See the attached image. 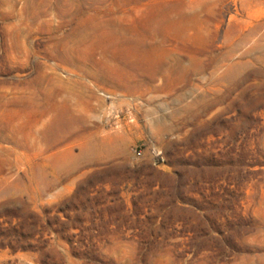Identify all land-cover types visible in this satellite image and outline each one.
<instances>
[{"label":"rangeland","instance_id":"obj_1","mask_svg":"<svg viewBox=\"0 0 264 264\" xmlns=\"http://www.w3.org/2000/svg\"><path fill=\"white\" fill-rule=\"evenodd\" d=\"M0 264H264V0H0Z\"/></svg>","mask_w":264,"mask_h":264}]
</instances>
